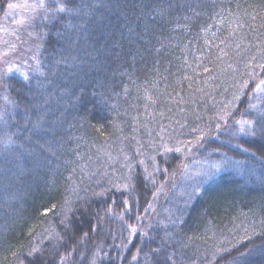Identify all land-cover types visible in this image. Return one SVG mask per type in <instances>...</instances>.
I'll use <instances>...</instances> for the list:
<instances>
[{
	"label": "trees",
	"instance_id": "1",
	"mask_svg": "<svg viewBox=\"0 0 264 264\" xmlns=\"http://www.w3.org/2000/svg\"><path fill=\"white\" fill-rule=\"evenodd\" d=\"M36 31L44 74L2 79L0 264H264V132L232 137L264 109V0H47ZM191 141L208 170L151 217Z\"/></svg>",
	"mask_w": 264,
	"mask_h": 264
},
{
	"label": "rangeland",
	"instance_id": "2",
	"mask_svg": "<svg viewBox=\"0 0 264 264\" xmlns=\"http://www.w3.org/2000/svg\"><path fill=\"white\" fill-rule=\"evenodd\" d=\"M46 1L47 0H10L8 4H15L17 7L8 8L7 4L4 8H0V76H3V78L9 74L7 72L9 67H13L11 73L20 76H22L21 73H25L31 78L38 74L33 71L36 67V59L40 61L41 50V43L36 31V22L43 17L44 7H40L39 5L41 2L45 5ZM34 57L36 59H34ZM15 109V103L6 87L3 86L2 79H0V116L3 117L2 122H0V134H4L8 131V121L11 115H14ZM151 138L150 136V139ZM150 139H146L148 140L146 149H148L150 154L152 153V159L154 161H156V153H159V150L165 151L171 149L165 140V142H158V145H160V149L158 150L157 145L154 146L153 140ZM137 142L140 143L141 141ZM141 144L143 145V142H141ZM197 146L198 144L196 141H191L189 145L175 146V148L179 147L181 149L178 153L181 157L185 158V160L181 166L175 167L170 172L165 173V178L161 181L155 192L156 197L151 205V209L154 212L151 217L155 216L161 207L164 208L165 212L169 205L176 202V199L172 196L174 194L171 192L172 188H180L183 182L191 180L199 175V171L208 170L207 164L204 162L198 160L188 161L193 155V149ZM135 149L137 153H139L141 151L140 145H137ZM163 155H165V153H163ZM208 164L209 167H211L212 163L209 162ZM146 171H149V169ZM180 173H183L181 178Z\"/></svg>",
	"mask_w": 264,
	"mask_h": 264
},
{
	"label": "snow or ice",
	"instance_id": "3",
	"mask_svg": "<svg viewBox=\"0 0 264 264\" xmlns=\"http://www.w3.org/2000/svg\"><path fill=\"white\" fill-rule=\"evenodd\" d=\"M39 6L40 7H44L43 2H41V4ZM7 7L8 8H15V7H17V5L8 4ZM87 7L88 6L85 5V8H87ZM58 10L60 12H67L70 15H73V14L74 15H79L81 13V11H82L81 7H79V6H76V7H65L64 5L59 6ZM84 14L87 15L88 14L87 11H85ZM34 59H36V58L34 57ZM258 66L261 67V68H264V64H260ZM12 71H13V67H9L7 69L8 73H11ZM33 71L38 73V74H40V75L44 74L42 69L40 68V61L38 59H36V67L33 69ZM21 75L23 76V79L25 81H28L30 79V77L27 74H25V73H21ZM0 79H3V76H0ZM247 86H248L247 83H245L243 85V87H247ZM254 91L258 92V93H264V79L259 80V82L255 84ZM240 98L241 97L239 95L233 97L234 100H239ZM253 109L256 110L258 120L240 119V120L233 121V124L238 125L239 128H238V132H232V137L235 138V137H238V136L242 135V136H245V137H249L251 139H256L257 138V124H259L261 132H264V109H258L256 105L250 104L248 109H246L244 113H241V115L242 116L246 115V114H248V112L250 110H253ZM227 115H230V113L226 112V113L220 115L219 119L221 121H225V123H226L227 121H226L225 117ZM2 120H3V117L0 116V122H2ZM216 128H217V130H220V124H217ZM229 131H231V127H229ZM201 139H203V136H201ZM4 143H5V146L7 147L8 145H10V144H12L14 142L11 140V138H9ZM221 143H222V145L230 144V141H222ZM234 147L238 148L243 153H247L248 155H250V156H252V157H254L256 159H260L259 157H256L255 152H249L248 148H244V147H242L239 144L234 145ZM167 150L168 151H172V149H167ZM175 151L176 152H180L181 149L179 147H177V148H175ZM262 151H264V147H262ZM230 160H231L230 157H227V156L224 157L225 163H228ZM141 163H143V161H141ZM235 164L236 165H240V164H242V162L241 161H235ZM215 167H219V166L217 165ZM145 171H146V169H145ZM165 171H166V169H165ZM149 175H151V174H149ZM129 186L130 185L128 183L123 185L124 188H128ZM124 203L127 204L128 203L127 200H125ZM137 219H138V217H137ZM128 230L130 232V235L135 236V235L139 234V229L137 227L131 225V224L128 225ZM143 235L147 236V233H144ZM85 236H86V234H85ZM246 239H251V237H246ZM236 247H238V245H236ZM231 250L232 249H227V252H230ZM37 253H38V250L35 249V248H33L30 252H28L27 257L29 258V264H33V261L36 260V254ZM244 255H246V254L245 253H241V257H243ZM132 259L135 261L137 259V256L134 255L132 257ZM39 264H45V262L44 261H40Z\"/></svg>",
	"mask_w": 264,
	"mask_h": 264
}]
</instances>
